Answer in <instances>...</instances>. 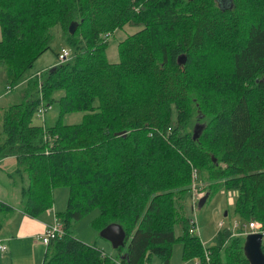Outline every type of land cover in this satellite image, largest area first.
<instances>
[{"label": "trees", "instance_id": "1", "mask_svg": "<svg viewBox=\"0 0 264 264\" xmlns=\"http://www.w3.org/2000/svg\"><path fill=\"white\" fill-rule=\"evenodd\" d=\"M56 25L69 57L29 78ZM126 25L138 29L110 62L107 39ZM0 28L3 92L26 82L21 101L0 107V166L13 164L29 217L52 208L54 188L69 191L41 264H116L71 231L92 209L98 231L123 228L120 264L168 263L176 227L199 264H250L245 237L264 235V0H0ZM53 100L56 122L34 124ZM78 111L80 123L63 122ZM197 181L208 182L205 202L216 188L235 190L244 228L219 230L211 247L187 216Z\"/></svg>", "mask_w": 264, "mask_h": 264}, {"label": "rangeland", "instance_id": "2", "mask_svg": "<svg viewBox=\"0 0 264 264\" xmlns=\"http://www.w3.org/2000/svg\"><path fill=\"white\" fill-rule=\"evenodd\" d=\"M138 28L126 25L122 30H117L113 35H110L107 39L108 45L106 48L107 59L110 62H118V42L124 39L127 35L135 32ZM54 38L51 41L50 49L42 53L32 64V67L27 71V75L29 78L38 77L40 78L43 70H46L53 65L55 66L58 63V57L55 53H61L62 48H65L66 42L61 34L60 27L56 25L53 29ZM2 37V32L0 28V39ZM67 48V47H66ZM68 51L69 48H67ZM70 53V52H69ZM63 56L65 53L63 52ZM65 60V59H64ZM3 69L0 66V107L9 105L12 103H16L22 100L19 95V90L21 87L25 86L26 82H23L22 86L15 87L13 89H7L9 91L3 92ZM63 94L62 90H55L53 93L54 99L60 97ZM45 104L47 102L45 101ZM46 111L44 115L39 113L35 114L33 117V123L38 125H53L59 117V106L56 101H52L49 106L46 105ZM83 112H71L63 117V122L67 124H77L80 123L83 119ZM1 131V125H0ZM14 166L10 162H5L0 166V224L5 228L6 224L12 218L14 214H17L14 208L19 209L21 201V196L18 194V184H14L12 182V178L9 176L8 172L12 171ZM196 185V194H200L199 197L204 195L207 191L208 182L207 181H197ZM199 188V189H198ZM202 188V189H200ZM203 190V191H201ZM69 191L65 186H59L54 188L53 198L54 204L52 208L48 211L41 213L39 216L43 214H49L50 216H54V207L56 211H61L65 209L67 199H68ZM236 201V191L233 189H225V188H216L211 191V194L207 198L206 202L199 208L196 207L191 209L189 206V210L187 211V216L194 217L196 219V228L195 233L198 234L200 241L206 247H211L216 245V234L219 230H232V232L238 231V229H244L240 225V218L234 212ZM7 203L13 208L11 211H7L3 204ZM98 214V209H92L84 214L80 219L73 222L71 225V231L81 241H84L87 244H93L102 250L105 253L110 255L115 261L116 264H120L118 262V253L117 248H114L111 242L99 235V231L92 224L96 215ZM54 220V217H53ZM52 220V224L55 223V220ZM238 223V226H237ZM50 224V225H52ZM257 228V227H255ZM181 229V228H180ZM178 227L175 228V236L176 240L171 245V255L168 263L163 262L159 257L152 256L151 264H196L198 261V255L195 253V249L185 251L183 240L181 239V231ZM246 230L247 227H245ZM234 234V233H233ZM46 235V231L44 234L34 235L32 237V242L38 241L36 247L31 249L22 250L20 249V253L14 257V262L12 264H41L44 253L46 249V245L42 243V237ZM262 244L264 245V235L262 237ZM125 246L121 253H123ZM34 254L38 255V260L34 259ZM2 260V259H1ZM37 261V262H34ZM4 264H8L5 262ZM11 264V262H9ZM142 264H149L148 261L143 260Z\"/></svg>", "mask_w": 264, "mask_h": 264}, {"label": "crops", "instance_id": "3", "mask_svg": "<svg viewBox=\"0 0 264 264\" xmlns=\"http://www.w3.org/2000/svg\"><path fill=\"white\" fill-rule=\"evenodd\" d=\"M14 210L17 211L15 212L17 214H14L10 218L5 228H3L2 224L0 227V241L6 247L4 251L0 250V264H4L5 262H8V264L11 262L12 264L15 260L14 257L20 253V249L27 250L36 247L38 241L33 243L32 237L44 234L50 224L53 223V217L55 220V216L52 217L49 214L29 217L20 209L14 208ZM54 210H56L55 207ZM33 260H38L37 254H34Z\"/></svg>", "mask_w": 264, "mask_h": 264}, {"label": "water", "instance_id": "4", "mask_svg": "<svg viewBox=\"0 0 264 264\" xmlns=\"http://www.w3.org/2000/svg\"><path fill=\"white\" fill-rule=\"evenodd\" d=\"M77 22L72 21L68 26L70 34L75 32ZM186 56L181 54L178 56V64L182 65L185 63ZM207 197V194L202 195L198 201V207L200 208ZM99 235L109 240L114 248L124 245L125 243V232L123 228L117 223H111L102 228L99 231ZM243 251L250 264H264V253L262 251V233L251 232L246 235L243 244Z\"/></svg>", "mask_w": 264, "mask_h": 264}, {"label": "built area", "instance_id": "5", "mask_svg": "<svg viewBox=\"0 0 264 264\" xmlns=\"http://www.w3.org/2000/svg\"><path fill=\"white\" fill-rule=\"evenodd\" d=\"M63 52L67 56H63ZM69 52L70 51H68L67 48H62L61 53H59V55H58V59H59L58 62L60 63V62L64 61V59L68 58L69 55H70ZM196 195L198 197L200 196V194H196ZM49 227L50 228L47 230L46 235H44L42 237V243L45 244V245L48 244L49 237H53L54 232H56V230H58L56 224H54L53 226H49ZM255 227H259V225L256 224V223H249V228H251V230L254 229ZM194 228H196V223L194 224ZM193 231H195V229ZM5 249H6L5 245L0 241V250L4 251ZM196 264H199V262H197Z\"/></svg>", "mask_w": 264, "mask_h": 264}]
</instances>
